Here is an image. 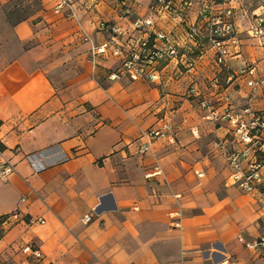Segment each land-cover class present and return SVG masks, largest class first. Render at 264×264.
<instances>
[{
	"label": "crops",
	"instance_id": "obj_1",
	"mask_svg": "<svg viewBox=\"0 0 264 264\" xmlns=\"http://www.w3.org/2000/svg\"><path fill=\"white\" fill-rule=\"evenodd\" d=\"M191 1L162 12L130 0L124 17L120 0H75L60 13L59 0H0V142L16 166L0 177V264H264L246 246L264 236L262 185L244 189L227 161L247 146L202 106L264 112V85L248 84L264 79V39L250 32L264 0L232 5L224 65L207 39L209 0ZM138 17L152 25L135 29ZM148 31L192 46L194 69L173 59L134 79L124 57L94 53L112 40L127 51ZM167 123L145 150V133Z\"/></svg>",
	"mask_w": 264,
	"mask_h": 264
},
{
	"label": "built area",
	"instance_id": "obj_2",
	"mask_svg": "<svg viewBox=\"0 0 264 264\" xmlns=\"http://www.w3.org/2000/svg\"><path fill=\"white\" fill-rule=\"evenodd\" d=\"M158 11H171L175 0H154ZM239 0H209L203 4V14L207 18V39L215 49L216 62L224 65L229 54L226 41L232 39L237 34L235 23L231 19L233 16V4ZM75 0H59L55 11L60 13L63 9H72ZM122 4L123 16L129 17L134 14V9L130 4V0H120ZM186 6L192 5L191 0H184ZM219 7V8H218ZM180 18L181 15H178ZM256 25L250 32L264 39V5L259 13L255 15ZM152 25V20L138 17L134 22L137 30L144 29ZM102 29L107 28L106 23H101ZM112 31L116 35H122L123 31L117 27H113ZM191 40L196 41L199 38V32L194 29L189 33ZM131 46V45H130ZM95 54L112 55L114 57H124L122 71L129 74L132 78L147 75L151 71H155L157 65L171 61L173 59L181 60L185 63L188 70H192L196 64V56L193 47H181L175 39L166 33L146 32V36L139 39L129 50H124L115 41H109L94 48ZM251 76L255 75L256 68L248 67L243 70ZM220 80L215 78L213 85L219 87ZM249 86L257 87L264 85V79L250 80ZM191 93L196 92V88L190 89ZM204 108L211 112V117H221L229 120L234 126V137L245 143L247 148L243 151L227 152V161L240 172L236 174L237 181H241L240 185L246 190H253L258 185H262V194L264 195V112H257L252 109H246L243 113L236 112L233 108L228 107L223 115L214 110L208 101L202 103ZM172 130L167 123L159 129H151L145 133L149 138V142L143 147L145 150L151 147V142L155 139L165 137ZM253 156V160L249 162L245 171H242V162ZM16 172V166L4 156V151L0 150V177H7ZM242 172V175L240 173ZM85 222L90 221V216L84 218ZM33 222L44 224V219H36ZM247 248L258 251L264 261V236L247 243ZM36 256L41 254L36 251ZM137 264V263H131Z\"/></svg>",
	"mask_w": 264,
	"mask_h": 264
},
{
	"label": "trees",
	"instance_id": "obj_3",
	"mask_svg": "<svg viewBox=\"0 0 264 264\" xmlns=\"http://www.w3.org/2000/svg\"><path fill=\"white\" fill-rule=\"evenodd\" d=\"M0 150H4V145L0 142ZM9 216L8 215H3L0 216V240L3 238L6 228L5 225L8 222Z\"/></svg>",
	"mask_w": 264,
	"mask_h": 264
},
{
	"label": "rangeland",
	"instance_id": "obj_4",
	"mask_svg": "<svg viewBox=\"0 0 264 264\" xmlns=\"http://www.w3.org/2000/svg\"><path fill=\"white\" fill-rule=\"evenodd\" d=\"M239 1H242V0H239ZM237 2V1H236Z\"/></svg>",
	"mask_w": 264,
	"mask_h": 264
}]
</instances>
